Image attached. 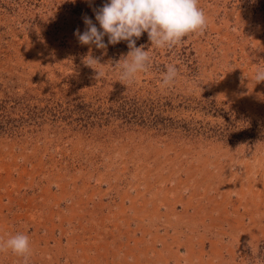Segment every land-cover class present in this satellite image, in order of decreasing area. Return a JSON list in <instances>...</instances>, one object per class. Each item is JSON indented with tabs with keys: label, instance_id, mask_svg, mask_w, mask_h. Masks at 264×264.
Wrapping results in <instances>:
<instances>
[{
	"label": "rangeland",
	"instance_id": "374dc122",
	"mask_svg": "<svg viewBox=\"0 0 264 264\" xmlns=\"http://www.w3.org/2000/svg\"><path fill=\"white\" fill-rule=\"evenodd\" d=\"M106 2L0 0V240L27 235L29 264H264V0H199L204 34L171 49L142 34L127 86L126 41L74 35Z\"/></svg>",
	"mask_w": 264,
	"mask_h": 264
},
{
	"label": "clouds",
	"instance_id": "9594fccd",
	"mask_svg": "<svg viewBox=\"0 0 264 264\" xmlns=\"http://www.w3.org/2000/svg\"><path fill=\"white\" fill-rule=\"evenodd\" d=\"M198 4L199 0H107L94 10L96 23L85 15V30L81 33L77 29L74 35L81 45L95 46L102 50H106L109 45L126 41L129 52L117 62L120 67L117 81L127 86L135 83L138 75L147 72L149 68V51L144 50L145 45L136 46V41L142 34L147 33L154 49H171L181 44L185 37L204 34L207 18ZM84 63L96 71V79L105 76L103 70L93 67L102 65L98 58L89 55ZM177 76V67L169 64L162 75L160 87H171ZM262 81L264 68H258L254 74V82L257 84ZM9 251L21 257L23 264H29L32 254L29 237L16 234L7 240H0V253Z\"/></svg>",
	"mask_w": 264,
	"mask_h": 264
},
{
	"label": "crops",
	"instance_id": "0c3cea01",
	"mask_svg": "<svg viewBox=\"0 0 264 264\" xmlns=\"http://www.w3.org/2000/svg\"><path fill=\"white\" fill-rule=\"evenodd\" d=\"M182 212H185V211L182 209ZM239 213H243V212H239V211L238 212H233L232 215L230 216V218L231 219L234 218V217L238 218L239 216H241ZM175 229L176 228L173 227L172 230H171L172 233L168 234V236L170 237V238L168 237V239L170 240V242H168V243H170V244L172 243L171 244V248H172V253H174V254H175V247L176 246H179V245L183 244L185 247H187V245H191L192 244V239H193V233H190V230L187 229V230L183 231V235H176V234H174ZM195 243H199L198 239L195 240ZM163 247H166L165 243H164ZM197 247H198V245L195 246V249ZM190 248H192V246ZM190 248L184 249V252H183L182 256H188V254H189L188 251L190 250Z\"/></svg>",
	"mask_w": 264,
	"mask_h": 264
}]
</instances>
